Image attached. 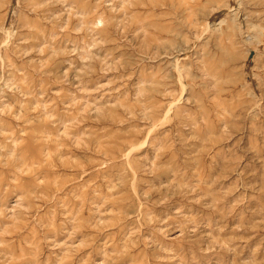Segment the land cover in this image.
<instances>
[{
	"label": "rangeland",
	"instance_id": "374dc122",
	"mask_svg": "<svg viewBox=\"0 0 264 264\" xmlns=\"http://www.w3.org/2000/svg\"><path fill=\"white\" fill-rule=\"evenodd\" d=\"M0 264H264V0H0Z\"/></svg>",
	"mask_w": 264,
	"mask_h": 264
},
{
	"label": "bare ground",
	"instance_id": "6f19581e",
	"mask_svg": "<svg viewBox=\"0 0 264 264\" xmlns=\"http://www.w3.org/2000/svg\"><path fill=\"white\" fill-rule=\"evenodd\" d=\"M218 23H220V22H218Z\"/></svg>",
	"mask_w": 264,
	"mask_h": 264
}]
</instances>
